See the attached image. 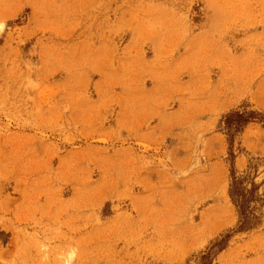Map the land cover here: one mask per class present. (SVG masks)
Instances as JSON below:
<instances>
[{
  "label": "rangeland",
  "instance_id": "374dc122",
  "mask_svg": "<svg viewBox=\"0 0 264 264\" xmlns=\"http://www.w3.org/2000/svg\"><path fill=\"white\" fill-rule=\"evenodd\" d=\"M0 264H264V0H0Z\"/></svg>",
  "mask_w": 264,
  "mask_h": 264
},
{
  "label": "trees",
  "instance_id": "16d2710c",
  "mask_svg": "<svg viewBox=\"0 0 264 264\" xmlns=\"http://www.w3.org/2000/svg\"><path fill=\"white\" fill-rule=\"evenodd\" d=\"M258 112L254 110H232L224 115V128L229 142L233 140L234 133L251 118L257 117ZM229 196L240 214L239 230L248 228L250 224L259 222V217L254 214L250 203L255 198L256 185L253 180L250 186L246 184V177L237 175L233 166L230 169Z\"/></svg>",
  "mask_w": 264,
  "mask_h": 264
}]
</instances>
